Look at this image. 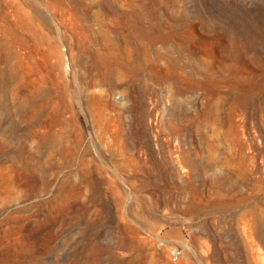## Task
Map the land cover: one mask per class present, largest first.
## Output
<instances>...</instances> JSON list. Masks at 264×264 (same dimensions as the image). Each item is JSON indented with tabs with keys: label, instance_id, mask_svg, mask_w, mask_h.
Here are the masks:
<instances>
[{
	"label": "rangeland",
	"instance_id": "1",
	"mask_svg": "<svg viewBox=\"0 0 264 264\" xmlns=\"http://www.w3.org/2000/svg\"><path fill=\"white\" fill-rule=\"evenodd\" d=\"M0 264H264V0H0Z\"/></svg>",
	"mask_w": 264,
	"mask_h": 264
},
{
	"label": "bare ground",
	"instance_id": "2",
	"mask_svg": "<svg viewBox=\"0 0 264 264\" xmlns=\"http://www.w3.org/2000/svg\"><path fill=\"white\" fill-rule=\"evenodd\" d=\"M20 6V5H19ZM19 6H17L16 7V10H17V13H18V15H16V20H15V25H16V27H22L23 26V17H22V9H21V7H19ZM23 8V7H22ZM24 10V9H23ZM25 24V23H24ZM34 24V23H33ZM15 27V26H14ZM25 28V27H24ZM9 45V44H8ZM2 54V53H1ZM8 54L10 55L11 53H10V50L8 51ZM3 57V56H2ZM5 57V56H4ZM10 57V56H9ZM14 72H16V71H14ZM5 79V78H4ZM2 86V85H1ZM34 86V85H33ZM16 92V91H15ZM18 94V93H17ZM17 96H19V94L17 95ZM19 99V98H18ZM2 103V102H1ZM29 103V99L28 98H24V100H23V102H22V104H21V108H23L26 104H28ZM4 105V104H3ZM30 106V105H29ZM38 105L37 104H33L32 105V107H31V112L33 113V114H36V112H37V110H38ZM17 108V107H16ZM30 108V107H29ZM3 109V108H2ZM1 109V110H2ZM4 111H5V113L6 114H9L10 113V111H9V109L6 107L5 109H4ZM30 112V113H31ZM3 116H5V115H3ZM10 123V122H9ZM10 126H11V124H10ZM19 127V126H18ZM12 128V127H11ZM12 131V130H11ZM10 134V133H9ZM19 154V153H18Z\"/></svg>",
	"mask_w": 264,
	"mask_h": 264
},
{
	"label": "built area",
	"instance_id": "3",
	"mask_svg": "<svg viewBox=\"0 0 264 264\" xmlns=\"http://www.w3.org/2000/svg\"><path fill=\"white\" fill-rule=\"evenodd\" d=\"M181 257V251L178 249H172L170 252V259L172 262H177Z\"/></svg>",
	"mask_w": 264,
	"mask_h": 264
}]
</instances>
